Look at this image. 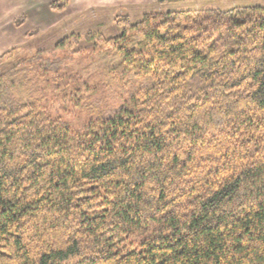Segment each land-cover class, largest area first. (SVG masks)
<instances>
[{"label": "trees", "instance_id": "trees-1", "mask_svg": "<svg viewBox=\"0 0 264 264\" xmlns=\"http://www.w3.org/2000/svg\"><path fill=\"white\" fill-rule=\"evenodd\" d=\"M119 22L78 128L0 73V264H264V6Z\"/></svg>", "mask_w": 264, "mask_h": 264}, {"label": "rangeland", "instance_id": "rangeland-1", "mask_svg": "<svg viewBox=\"0 0 264 264\" xmlns=\"http://www.w3.org/2000/svg\"><path fill=\"white\" fill-rule=\"evenodd\" d=\"M63 1L0 0V73L24 64L26 75L16 94L41 108L48 106L73 128L107 107L105 95L119 55L105 49L98 37L120 36L125 23L118 20L127 17L135 24L151 13L264 6V0ZM58 3L60 9L52 8ZM129 37L131 46L141 39L133 31ZM44 60L61 64L45 72L41 68Z\"/></svg>", "mask_w": 264, "mask_h": 264}]
</instances>
